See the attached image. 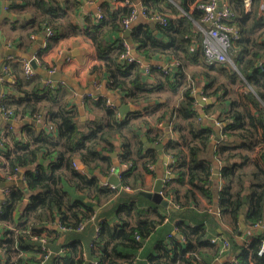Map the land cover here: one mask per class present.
<instances>
[{
    "label": "trees",
    "instance_id": "trees-1",
    "mask_svg": "<svg viewBox=\"0 0 264 264\" xmlns=\"http://www.w3.org/2000/svg\"><path fill=\"white\" fill-rule=\"evenodd\" d=\"M84 1L94 0H53L44 9L40 20L45 25L38 30L37 35L45 39L46 50L64 36L80 32L79 26L72 20V14ZM197 1L141 0L144 15L148 19L158 15L167 19L166 25L160 22L153 25L152 21L144 19L131 26L133 48L138 55L149 58L154 63L147 73L138 59H127L129 49L125 46V39L118 37L126 30L125 20L137 8L134 1L128 0V3L119 7L111 2H104L100 22L86 31L97 49L99 61L109 75L108 87L121 94L123 103L140 105L169 91V95L165 94L166 100L120 117L118 106H109L107 97L103 96L94 102L101 115L85 123L78 119V105H73L62 107L52 116L51 122L56 126L55 134H38L28 126L24 134L0 135V156H4L7 161L5 174H0V181L6 183L9 179H14L19 175L20 169L25 168V185H11L8 192L4 193L1 191L4 187L0 184V224L4 232L0 237V264H41L45 260L43 256L38 258L42 242L35 237L44 236L46 222L58 219L65 229H79L84 223H89L93 216H97L96 205L109 203L123 194L126 186L131 187L128 179L136 168L138 158L145 160L144 164L151 172L148 164L154 165L159 155L156 150L145 146L144 137L153 143H163L165 153L172 159L169 168L176 177L166 182L165 191L167 189V194L173 197L178 206L195 202L196 189H200L209 202H212L214 194L211 189V173L200 175L194 171L202 162L201 158L197 160L198 153L195 150H192L193 167L188 166L186 159L188 138L180 116L192 115L202 122L196 97L191 91H187L185 99L179 105L170 103V96L180 97L182 90L189 86L188 75L191 69L216 72L237 86L240 111L243 110L241 114L248 120L252 131L259 136L252 145L257 156L250 165H246V162H232L224 156L222 176L231 178L223 183L216 197L223 222L232 232L227 238L222 239L221 243L209 241L205 224L178 223L177 232L182 241L175 235H169V241L160 244L149 256V263L212 264L221 255L239 247L237 237H244L240 254L224 264H264V251L259 253L264 242L262 0H253L254 11L252 6L247 10L243 0H231L236 13L233 23L239 29V36L234 39L229 53L233 64H210L206 61L205 34L197 26V23H202L204 12L194 7ZM47 28L51 29L52 34H48ZM160 58L169 64L168 71L160 63H156ZM175 63L178 65L172 66ZM40 65L44 66L42 61ZM97 69L98 66H94L92 71ZM37 75L36 73L34 76ZM85 104L92 111V103L88 102V98H85ZM211 106L203 108V112L209 114ZM3 107L14 116V110L10 106L4 103ZM158 110L159 113H154ZM240 111L229 113L224 130L242 123ZM159 124H167L173 132H177V139L172 138L167 131L168 127H161ZM205 131L208 135L215 134L212 127ZM117 137L121 138L119 148L114 143ZM9 138L13 141L14 149L7 143ZM116 150L119 151L121 190L102 183L97 175L88 174L74 165L78 159L89 170L109 175L116 168L110 155ZM223 150L224 147L215 148L214 151L222 161ZM125 165L127 168H124ZM178 186L184 187L181 195L182 189ZM246 194L248 198L244 201ZM25 198H28L27 203H24ZM21 206L22 212L16 220L15 211ZM133 209L131 202L123 203L117 211L118 222L104 220L100 223L94 240V261L97 264H131L137 259L135 254L142 247L143 240L153 233L159 223L150 221L132 224ZM243 214L247 228L245 233L241 230ZM257 224L260 226L256 227ZM225 242L229 245L228 250H223ZM46 245L49 247L48 240ZM63 249V255L53 257L55 264L84 263L83 251L78 246H63ZM30 252L32 255H28Z\"/></svg>",
    "mask_w": 264,
    "mask_h": 264
},
{
    "label": "crops",
    "instance_id": "crops-1",
    "mask_svg": "<svg viewBox=\"0 0 264 264\" xmlns=\"http://www.w3.org/2000/svg\"><path fill=\"white\" fill-rule=\"evenodd\" d=\"M132 1L135 2L139 10V16L133 25L142 22L144 19L149 20L142 13L141 0ZM52 2L53 0H0V74L3 75L5 65L10 68L9 73L5 74L4 79L0 81L1 136H8L10 133L24 134V130L28 126L34 128L38 134L42 132L55 134L56 126L51 122L52 116L59 112L62 107L73 105H78V119L80 122L85 123L88 120L95 119L97 115H101L99 109L94 105L95 100L99 97L106 96L115 106L123 104L120 98L121 94L108 87L109 75L99 61L97 49L87 36L86 31L100 22L97 14L103 12L102 4L104 2H111L117 7L124 6V3L117 0L84 1L72 14V20L79 26L80 32L75 35L64 36L57 44L46 50L45 39L38 36V30L45 25L40 17L44 9ZM122 33L118 37L124 38ZM39 40H42L43 43H40ZM125 42H127L126 39ZM28 57L38 59L40 71L36 70L37 76L27 75L24 72V61L28 60ZM40 61L44 66L40 65ZM156 63H160L162 66L168 65L165 59L161 58L156 60ZM94 66H98L96 71H92ZM49 67L55 68V73H50ZM49 77L54 81L52 85L46 84V79ZM188 77L189 86L182 90L180 97L177 95L170 96V103L179 105L185 99L187 91H191L196 97L197 108L199 109L201 106L197 99L198 93H201L203 99L211 100L210 104L202 106L203 109L212 105L209 114L202 116V122L192 115L185 116L181 114L180 118L184 123L188 138L185 148L188 166L193 167L194 155L192 150H195L198 153L197 160L201 158L200 161L202 162L194 171L200 173V175L210 172L213 179L211 189L214 196L212 202H209L208 197L200 189H196L197 199L195 202L197 204L192 202L187 206H178L173 197L167 194V189L165 191L166 182L176 177L169 168V163L172 162L171 157L165 153L164 148L163 152L160 153L155 148L147 147L145 143L148 149L156 150L159 155L154 165L148 164L151 172L144 164L145 160L138 158L136 168L128 179L131 185L130 189L124 188L123 194L116 196L107 204L96 205L97 216L82 229H65L60 225L58 219L46 222L43 233L48 238L49 249L60 251L63 246H78L84 254L83 264H93L95 259L94 240L100 223L104 220L110 223L118 222L117 211L119 206L130 202L134 205L131 214L132 224L139 225L150 221L159 223L153 233L143 240L142 247L135 254L137 259L131 264H150L149 256L155 252L160 244L169 241V235H175L182 241L177 232L176 225L178 223L205 224L207 238L209 241L212 240L216 243H221L222 239L227 238L232 233L230 227L223 222L216 197L223 183L228 182L231 178L222 176V167L225 163L224 156L232 162H246V165H250L257 156V152L253 150L252 145L259 139V136L252 131L253 129L249 126L248 120L241 114L243 110L240 111L238 88L235 84L230 83L220 74L207 70L191 69ZM169 93L168 91L159 94L151 101L140 105L130 104L131 111L129 113H133V110L154 106L156 103L166 100L165 94L169 95ZM85 98H88V102L92 103V111L90 106L85 104ZM4 103L14 110V116L9 119L13 120V123H8V120L2 114L1 109ZM238 111H240L242 123L224 130L229 113ZM159 112L158 110L154 113ZM120 117L122 116L120 115ZM38 123H42L41 128L37 126ZM161 127L166 128L168 125L164 124ZM210 127L213 128L215 133L211 134L212 136L205 131ZM167 131L171 133L172 138L177 139L179 136L177 132H173L169 127ZM217 131L220 136H218ZM7 143H10V148L14 149L11 138L8 139ZM114 143L119 148L121 138L117 137ZM222 147H224L221 153L223 161L219 159L220 157H217V154H214L215 148ZM115 152L119 153L116 150L110 155L113 157L115 166L119 167L121 172L118 154L113 156ZM207 160L211 162H206ZM76 163L79 169L88 174L97 175L104 184H109L106 180L107 177L115 173L111 172L109 175H103L98 170H89L78 159ZM5 165H7L6 159L4 156H0V174L2 175L6 171ZM24 172L25 168H21L19 175L14 179H9L1 191L7 193L11 185H25ZM120 172L118 174L119 179ZM159 179L163 181V195L169 202L167 206L157 204L143 195V192L153 191ZM0 182L2 183V181ZM109 185L112 187L111 184ZM178 187L182 189L181 195L184 187ZM27 202L28 198H25L24 203ZM22 209L23 206L15 211L16 220L19 219ZM55 217H58V215H55ZM2 234H4L3 228L0 230L1 238ZM237 241L239 247L226 252L211 263L224 264L235 259L242 250L241 246L244 245L245 238L237 237ZM28 255H32V253L30 252ZM38 258H40V255H38ZM41 264H55V262L53 258H48L43 260Z\"/></svg>",
    "mask_w": 264,
    "mask_h": 264
},
{
    "label": "built area",
    "instance_id": "built-area-1",
    "mask_svg": "<svg viewBox=\"0 0 264 264\" xmlns=\"http://www.w3.org/2000/svg\"><path fill=\"white\" fill-rule=\"evenodd\" d=\"M222 5L220 6V0H198L195 4L194 7H197L198 9L202 10L204 12L203 18H202V23H197V26L199 29L205 34V39H204V54H205V59L208 63L214 64V63H225L229 62L233 64L232 59L229 57V53L233 47V41L239 36V29L238 27L233 23L234 18H235V10L233 9L231 2L229 0H221ZM244 4L246 5V9L250 10L252 6L253 0H243ZM124 3H128V0L126 2L124 1H119ZM261 12L262 15L264 16V0L261 2ZM142 13L144 15V11L142 10ZM139 16V10L138 8H135L130 16L125 20V28L129 29L132 24L137 20ZM97 18L100 20L102 18V12H99L97 14ZM149 20H154L158 21L164 25L167 24V19L162 17V16H155L152 19ZM48 34H52V31L50 28H47ZM125 46L129 49L128 54H127V59L132 61L138 59L132 52V47L128 42H125ZM38 60V59H37ZM142 65L145 68V72L147 73L149 71L150 65H145L142 60L138 59ZM262 64L264 65V60L262 61ZM174 66H177L178 64L175 63L173 64ZM169 64L164 65L163 69L165 71L169 70ZM10 68L8 65H5L3 67V75L0 76V81L4 79V75L9 73ZM55 68H50L49 72L50 73H55ZM24 72L27 75L34 76L37 71L33 68L29 60L24 61ZM53 79L52 78H47L46 79V84L47 85H52L53 84ZM108 105L111 107H115V104L110 102L108 100ZM3 116L9 120L12 118V113L11 111H6L4 107L1 109ZM159 126H163L162 124H159ZM1 143V142H0ZM77 168V163L75 162L74 164ZM124 167L127 168V165ZM115 169H112V173L115 172ZM112 188H115V186L112 185ZM127 190L130 189V186L125 187ZM95 219V216L91 218V221ZM88 222L84 223L79 227V229L84 228L87 225ZM260 224H257L256 227H259ZM0 230H1V224H0ZM99 231V228L97 229ZM137 238H140L139 235H137ZM35 239H40L42 242V247L41 250H39V255L43 256L45 259L48 258H53V257H58L64 254V249L60 251H53L49 249L46 245L47 243V236H43L41 238L35 237ZM229 245L227 242L224 243V249L223 250H228ZM262 249H264V242L263 245L259 251V253H263ZM93 264H97V261H93Z\"/></svg>",
    "mask_w": 264,
    "mask_h": 264
},
{
    "label": "water",
    "instance_id": "water-1",
    "mask_svg": "<svg viewBox=\"0 0 264 264\" xmlns=\"http://www.w3.org/2000/svg\"><path fill=\"white\" fill-rule=\"evenodd\" d=\"M220 6L222 5V1L220 0ZM157 21H152V24H156ZM131 34H132V28L130 29H127L125 30L122 35L124 36V38L127 40V42L130 44V45H133V42L131 40ZM40 43H43L42 40H39ZM132 52L133 54L140 60L143 61V63L145 65H150V64H153V61L149 58H144L140 55H138L137 51L135 48H132ZM28 60L30 61L31 65L33 66V68L37 71H40L39 70V66H38V62H37V59L36 57H28ZM197 99H198V102L200 104V109H199V112L201 114V116H204L205 113L203 112V109H202V106H205L207 104H210L211 103V100H205L203 99V96L201 95V93H198L197 94ZM131 111V106L130 104H126V103H123L119 106V113L122 117H124L126 115V113H129ZM135 110H133L134 112ZM8 123H13V120H8ZM214 124V123H213ZM37 126L39 128L42 127V123H38ZM218 132V131H217ZM218 136H220V133L218 132ZM143 141L146 143L147 147L149 148H155L157 149L160 153L163 152V148H164V144L163 143H160V144H156V143H151L147 140L146 137L143 138ZM117 152L113 153V156H117ZM120 172V168L119 167H116L115 169V173L109 177H107V183L115 186L116 189L118 190H121L122 189V185H121V181L118 177V174ZM1 184V187H5V182H2L0 183ZM143 195H145L146 197H148L149 199H151L153 202L157 203V204H161V205H164V206H167L169 204L168 200L165 199L164 195H163V181L162 179H159L154 190L151 191V192H143ZM244 201H247V195H244ZM241 230L243 233L246 232L247 228H246V223H245V216L244 214L241 215Z\"/></svg>",
    "mask_w": 264,
    "mask_h": 264
},
{
    "label": "clouds",
    "instance_id": "clouds-1",
    "mask_svg": "<svg viewBox=\"0 0 264 264\" xmlns=\"http://www.w3.org/2000/svg\"><path fill=\"white\" fill-rule=\"evenodd\" d=\"M150 21H154V20H150ZM158 22V21H157ZM133 25V24H132ZM131 28V27H130ZM129 28V29H130ZM127 30V29H126ZM131 47L133 48V45H131ZM154 64V63H153ZM118 109H119V106H118ZM262 251H264V249H262Z\"/></svg>",
    "mask_w": 264,
    "mask_h": 264
},
{
    "label": "rangeland",
    "instance_id": "rangeland-1",
    "mask_svg": "<svg viewBox=\"0 0 264 264\" xmlns=\"http://www.w3.org/2000/svg\"><path fill=\"white\" fill-rule=\"evenodd\" d=\"M255 10V5H254V3L252 4V11H254ZM194 68V67H193Z\"/></svg>",
    "mask_w": 264,
    "mask_h": 264
}]
</instances>
